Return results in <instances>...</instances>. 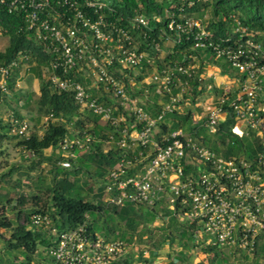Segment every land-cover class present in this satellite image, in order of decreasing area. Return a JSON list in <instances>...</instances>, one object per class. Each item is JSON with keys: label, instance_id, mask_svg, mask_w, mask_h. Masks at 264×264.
<instances>
[{"label": "built area", "instance_id": "built-area-1", "mask_svg": "<svg viewBox=\"0 0 264 264\" xmlns=\"http://www.w3.org/2000/svg\"><path fill=\"white\" fill-rule=\"evenodd\" d=\"M108 3V0L6 2L9 11L22 13L28 29L49 53V80L53 87L70 92L81 109L98 115L111 126L107 142L119 147L120 157L102 178V200L116 206L127 202L145 206L158 203L161 209H170L181 223L191 225L195 239H200L201 244L252 251L264 232L261 43L238 26L233 29L238 33L236 38L213 39L198 18L171 19L167 27L172 35H166L168 39L178 42L191 35L195 47H210L217 57L224 56L244 76L228 79L223 93L216 94L215 85L199 77L198 86L206 87L207 94L202 109L195 112L188 80L195 64L166 63L156 67L148 74V83L166 100L158 104L153 114L145 108L141 97L130 93L137 84L133 77L135 69H139L143 60L151 63L153 59L136 47L130 33L131 29L148 27L147 19L141 14L134 15L130 28L108 20L104 13ZM23 56L21 52L18 54L19 58ZM191 58L195 59L192 55ZM17 64L16 59L0 62V91L7 92L8 75ZM77 73L91 77L90 82H81ZM203 75L214 80L211 70ZM140 81L147 83L145 77ZM92 89L98 95L89 91ZM102 96L104 99L100 100ZM186 109L191 110V121L197 119L211 133L231 112L235 119L233 130L240 135L253 133L262 150L251 159L224 156L200 142L192 130L183 127L161 130L160 123L166 122L168 115L184 113ZM26 128L22 122L17 133L27 135ZM74 146L82 149L86 145L78 137H64L59 142L62 158L58 164L63 168L71 166V158L76 156ZM42 222H48L46 216L39 213L31 216L32 225ZM50 240L44 256L26 264H127L123 261L133 244L93 233L85 221L59 233L51 228Z\"/></svg>", "mask_w": 264, "mask_h": 264}, {"label": "trees", "instance_id": "trees-1", "mask_svg": "<svg viewBox=\"0 0 264 264\" xmlns=\"http://www.w3.org/2000/svg\"><path fill=\"white\" fill-rule=\"evenodd\" d=\"M6 2L7 0L0 1V32L8 38L6 46L0 50V62L7 63L16 59L18 64L13 66L8 75L7 92L0 91V104L6 100L8 93L19 95L16 94L20 92L17 91L16 85L22 67H27L39 80L37 117L46 116V120L40 133L32 130L27 135H20L17 128L22 120L16 110H13L11 120L0 117V155L4 153L3 142L13 139L16 147L28 153L31 161L29 169L36 165L41 167L37 175L25 173L30 179L33 191L16 193L14 196L10 195L9 189L2 190L1 183L8 180L17 166L11 165L0 173V229L8 232V235L0 232V238L7 253L11 254L16 250L21 255L14 254L5 262L0 259V264L39 261L51 244V228L54 227L59 233L84 221L91 232L99 233L106 239L134 243L136 236L139 242L144 240L143 237L151 240L152 247L149 249L148 257H143L141 250L137 253L139 260L145 263L152 262L157 257L158 250L165 242L169 246L175 244L178 247L175 256L177 260L187 257L190 250L199 246V250L207 255V260L202 258L194 264H216L221 261L223 259L221 247L201 244L195 239L192 226L181 223L170 209H161L158 203L145 206L127 202L116 206L102 200L104 195L102 178L107 169L120 157V149L114 143H109L108 148L104 149L108 143L111 126L103 122L98 115L81 109L70 92L53 87L49 80L51 72L49 53L35 39L33 31L28 29L22 13L9 11ZM108 2V7L104 9L108 20L130 28V20L134 15L141 14L147 19L148 27L131 29L130 33L138 49L145 50L150 56L155 52L156 46H161L172 35L167 27L171 19L180 21L184 17H193L202 22L201 17L206 10L210 12V17L204 27L210 35L209 38H236L238 33L234 32L233 28L238 26L240 30L251 33L252 38L259 41L264 49V0H108ZM20 52L25 56L19 58ZM191 55L195 59H192ZM162 61L171 66L195 64L194 71L188 78L192 100H195L202 90L198 86L200 80L212 81L211 77L203 75L208 67L212 71L218 68L227 79L244 76L232 68L224 56L217 57L210 47H195L191 35L173 42L171 51L166 53ZM150 64L152 62L147 63L145 60L141 62L139 69H142L143 74ZM165 64L156 59L158 68ZM143 76L139 74L136 78L141 79ZM76 77L85 84L91 80V77H84L81 73H77ZM185 77L182 75V78ZM151 86L153 84L148 85ZM213 88L216 93H223L222 89L216 86ZM89 91L93 95H98L94 89ZM102 97L100 100L104 99ZM164 98L166 100V96ZM145 108L153 114L158 110L157 104H148ZM234 125L235 119L230 112L214 133L207 134L202 132L203 128L200 125H191L190 109L180 114L174 112L166 117V122L160 123L163 132L178 127L191 129L196 138H200L205 145L224 156L254 158L262 150L259 139L253 133L237 134L233 130ZM87 136L90 137L88 141ZM64 137H78L86 145L82 149L75 146L72 148L76 156L71 158L69 168H63L58 164V160L62 158L58 145ZM48 149L50 152L46 153ZM80 174L90 177L96 183L95 192H91V186H87V180ZM34 213L46 216L48 222L32 225L31 216ZM158 215H161L163 220L167 217V221L165 225L159 227L161 238L155 241L152 239V228L148 224ZM262 235L264 237V232L259 235L253 253L264 250V242L258 243ZM132 256L133 252H129L123 262L133 264ZM170 258L163 264H176L174 258Z\"/></svg>", "mask_w": 264, "mask_h": 264}, {"label": "rangeland", "instance_id": "rangeland-1", "mask_svg": "<svg viewBox=\"0 0 264 264\" xmlns=\"http://www.w3.org/2000/svg\"><path fill=\"white\" fill-rule=\"evenodd\" d=\"M210 17V12L208 10L203 12L202 24L204 25ZM234 29V28H233ZM8 42L7 36L2 34L0 32V50H2ZM173 42L168 39L165 41L161 46L156 47L155 52L151 55L152 56V64H150L149 67L145 69V72L141 71L142 69H135L136 74L133 75L134 79L137 81V84L133 86L130 89V93L137 95L138 97H141L140 99L143 101L144 106H147L148 104L156 105L158 106L159 103L162 101H165L164 95L157 90V88L153 85L151 87H148L150 83H148L149 79L147 78L148 74L156 69V59L159 60L162 64H165L164 61H162L163 57L166 55L167 52L171 51V46ZM137 47V45H136ZM209 70V67L207 68ZM212 71V70H211ZM144 75L145 81H140V79H137V75ZM214 74V80L211 81L213 85H215L217 88L222 89L227 84V76L223 74V80L219 79L220 71L217 68L216 71L213 69ZM142 78V79H143ZM219 82H218V81ZM206 82V81H205ZM214 87V86H213ZM17 91H20L19 95H14L12 92L8 93L6 96V100H4L0 104V117H2L4 120H11L12 119V112L13 110H16L20 116H21V123L26 124L27 134L32 130H37L39 133L42 131V127L45 123L46 116H43L41 118H38V110H37V98L39 94V80L37 77H35L27 67H22L20 71V79L17 82L16 85ZM15 91V92H17ZM139 91V93H138ZM213 93L216 94L213 88ZM207 89L206 87L201 90V92L198 94V96L195 99L194 104L192 105L193 110L195 112L200 111L202 109L203 100L206 97ZM189 97H191L189 95ZM199 112L198 114H200ZM39 119V120H37ZM168 123L169 120H167ZM192 126L199 125V121L195 119L194 121H191ZM19 127V126H18ZM202 132L209 134V132L205 127L201 126ZM191 130V129H187ZM13 139H9L3 142L2 148L4 149V153L0 155V173L5 171L9 166L16 165V169H14L13 173L9 176L8 180L6 182H2L1 189L10 190V195L14 196V194H18L20 192H32L33 187L30 186L31 182L30 179H28L26 172H29L30 175H37L41 171L40 166H34L33 169H29V165L31 164L29 155L26 151L22 150L19 147H16L14 145ZM200 142L201 139L199 140ZM203 143V142H202ZM109 143H106L104 149L108 148ZM204 144V143H203ZM50 150H46V153H49ZM43 173H46L43 171ZM84 179L87 180V186H91L92 191H96V183L93 182V180L84 174H80ZM160 212V211H159ZM11 215V212L8 213ZM165 220V221H164ZM162 219L161 215H158L157 218L148 224L150 228H152L153 231V240H158L161 238V230L160 226L165 225L167 221V217L165 219ZM0 232H2L4 235H8L7 231H2L0 229ZM206 238V236H203ZM143 241H138L137 237L135 236L134 243L131 246L130 252H133V264H163L164 262L171 259L170 257L174 258V261H176V264H194L196 261L200 259L207 260V255L203 254L199 250V246L193 248L188 253V256L183 258L182 260H177L175 256H177L178 247L174 244L173 246H169L167 242H165L162 247L158 250L157 257L154 258L152 262L145 263L143 260H139L138 257V251H143V257L149 256V249L151 246V240H148L147 238L143 237ZM200 240V239H197ZM264 242L263 235L259 238L258 243ZM221 251L223 253V259L219 262H216V264H264V250L258 251L257 253L250 252H241L234 248H228V247H222ZM14 254H17L19 256L20 253L16 252V250H13V252L7 253L4 249L3 241L0 238V259L2 262H5L6 260H9L12 258ZM169 255V256H168Z\"/></svg>", "mask_w": 264, "mask_h": 264}, {"label": "crops", "instance_id": "crops-1", "mask_svg": "<svg viewBox=\"0 0 264 264\" xmlns=\"http://www.w3.org/2000/svg\"><path fill=\"white\" fill-rule=\"evenodd\" d=\"M215 71H216V69H215ZM220 75H221V76L219 77V79L223 80V77H222L223 75H222L221 73H220ZM217 81H218V80H217ZM218 82H219V81H218Z\"/></svg>", "mask_w": 264, "mask_h": 264}]
</instances>
